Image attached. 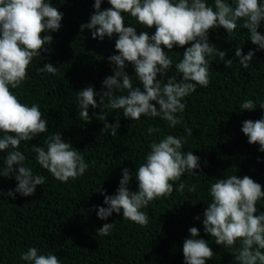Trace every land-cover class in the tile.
<instances>
[{"label": "trees", "instance_id": "obj_1", "mask_svg": "<svg viewBox=\"0 0 264 264\" xmlns=\"http://www.w3.org/2000/svg\"><path fill=\"white\" fill-rule=\"evenodd\" d=\"M94 2L52 0L53 6L64 14L62 26L58 32L42 34L53 36V42L46 46L51 51L34 58L28 70L30 78L14 90L21 102L29 106L39 104L49 122L48 132L22 141L19 148L27 157L25 166L46 179L34 196L17 193L15 199L0 197V264H27L20 256L31 247H37L41 254L57 255L62 264H185L183 243L191 238V227L200 229L197 238L208 241L215 252L206 264H237L231 249L216 245L215 238L204 232L203 213L212 200L209 189L216 179L248 175L264 186V152L259 150V144H249L241 131L243 121L264 118V108H260L264 103V50L251 42L246 28L238 26L233 34L222 27L210 30L211 42L226 50V59L234 63L226 68L218 57L213 60L211 83L206 88L198 87L184 99L186 109L177 114L183 116V123L175 128L160 117L142 116L139 121H133L125 118L122 110L102 106L89 107L92 120L86 122L78 115L77 92L90 85L98 93L106 91L102 82L113 75L114 68L107 58L119 54L115 50L118 37L101 41L92 38L91 30H80V25L88 23L95 11ZM208 3L212 4L213 0ZM101 7L106 9L111 5L104 0ZM128 25L137 27L138 33L148 30L130 16L125 26ZM148 31L154 33L155 28ZM258 31L264 34V22ZM190 46H176L168 52L174 62L169 76L179 78L175 63ZM237 46L243 48L245 55L255 50L254 60L247 69L238 62ZM46 63H52L58 72L52 75L38 71ZM125 70L132 76L134 87L142 88L134 66L129 63ZM99 99L97 96L98 103ZM245 99L254 100L256 109L241 111L239 105ZM102 112L107 123L115 124L119 119L116 136L110 135V129L103 130L105 121L96 118ZM149 125L160 131L149 135ZM186 128L193 130L191 136ZM56 131L80 150L89 164L82 177L67 183L43 169L32 151L33 144L44 146L45 138ZM168 134L185 137L184 151L191 150L200 157L201 166L194 170L198 175L186 172L176 182V187L180 182L194 184L196 191L189 192L186 187L183 193L174 190L170 197L151 202L143 209L149 215L147 226L124 220L122 212L113 213L107 221L99 219L95 206L107 207L99 191L114 195L124 168L133 173L130 189L138 190L135 173L144 162L150 143ZM7 154L0 151V169ZM0 185L7 193L16 188L17 181L14 177H4L0 178ZM257 209V214L264 212V199L258 202ZM197 216L200 220L195 219ZM104 223H115V227L110 235L102 237L97 235V229Z\"/></svg>", "mask_w": 264, "mask_h": 264}, {"label": "clouds", "instance_id": "obj_2", "mask_svg": "<svg viewBox=\"0 0 264 264\" xmlns=\"http://www.w3.org/2000/svg\"><path fill=\"white\" fill-rule=\"evenodd\" d=\"M103 2L95 0V11L88 23L80 25V30H91L92 38L101 41L118 37L115 50L119 54L107 58L114 68L113 75L102 82L106 91L98 93L90 85L77 92L78 115L86 122L92 120L89 107L102 106L122 110L123 116L133 121H139L142 116L160 117L175 128L183 123V116L177 114L186 109L184 99L198 87L206 88L211 83L213 60L218 57L226 68L234 63L226 59V50L211 42L210 30L222 27L233 34L238 26L246 28L251 42L264 50V34L258 31L264 22V0H213L212 4L208 0H108L111 7L102 9ZM129 16L144 29L154 27L155 32L138 33L137 27L125 26ZM63 18L64 14L53 6L52 0H0V151L8 152L0 178L14 177L17 181L16 188L7 193L0 185V197L15 199L17 193L34 196L38 186L45 183L44 176L35 175L32 168L25 166L27 157L19 148L22 141L48 132L49 122L39 104L29 106L21 102L14 90L30 78L28 70L34 58L51 51L46 46L53 42V36L42 34L58 32ZM189 44L182 59L175 63L179 78L169 76L174 62L168 52ZM235 54L239 64L247 69L254 60L255 50L245 55L243 48L237 46ZM129 63L134 66L142 88L134 87L132 76L125 70ZM38 71L55 75L58 68L46 63ZM260 108H264V103ZM239 109L255 110V101L245 99ZM96 118L105 121L103 130L110 129V135L116 136L120 128L118 118L115 124L107 123L103 112ZM159 131L151 125L147 129L149 135ZM241 131L249 144H259V150L264 152V118L243 121ZM186 132L191 136L193 130L186 128ZM185 143V137L172 134L153 140L135 173L138 190L130 189L133 173L124 168L114 195L99 191L107 207L95 206L98 218L107 221L113 213L122 212L124 220L147 226L149 215L143 209L151 202L170 197L174 190L183 193L186 187L189 192L196 191L194 184L180 182L176 187L186 172L198 175L194 170L201 166L200 157L191 150L184 151ZM32 151L39 165L64 183L82 177L89 168L81 151L59 131L48 135L44 146L33 144ZM209 193L212 200L203 213L204 232L215 238L216 245L231 249L237 264H264V212L257 214V204L264 199V186L248 175L243 178L230 175L216 179ZM195 219L200 220V216ZM114 227L115 223H104L97 229V235L108 236ZM189 232L191 238L183 243L185 264H206L214 258V250L208 241L197 238L199 228L191 227ZM20 259L27 264H62L57 255L41 254L37 247L23 252Z\"/></svg>", "mask_w": 264, "mask_h": 264}]
</instances>
